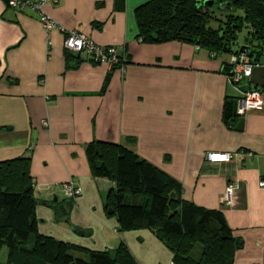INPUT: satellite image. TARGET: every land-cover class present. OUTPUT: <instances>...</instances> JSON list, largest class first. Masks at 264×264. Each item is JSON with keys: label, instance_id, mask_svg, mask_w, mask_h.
I'll return each mask as SVG.
<instances>
[{"label": "crops", "instance_id": "obj_1", "mask_svg": "<svg viewBox=\"0 0 264 264\" xmlns=\"http://www.w3.org/2000/svg\"><path fill=\"white\" fill-rule=\"evenodd\" d=\"M152 1L58 0L44 7L61 29L117 49L121 65L111 69L74 58L62 30L47 33L38 13L0 0V163L30 160L37 197L50 203L36 211L46 235L96 252L125 244L138 264H172L173 253L152 231H121L105 211L114 185L94 178L87 148L126 146L180 183L185 201L223 214L242 242L232 264H264V108L229 129L225 104L243 96L225 72L231 57L187 42L140 43L136 13ZM217 153L237 157L209 163ZM71 181L82 195L64 203L70 210L63 228L52 205L59 207L61 186ZM229 185L236 191L227 206Z\"/></svg>", "mask_w": 264, "mask_h": 264}, {"label": "trees", "instance_id": "obj_2", "mask_svg": "<svg viewBox=\"0 0 264 264\" xmlns=\"http://www.w3.org/2000/svg\"><path fill=\"white\" fill-rule=\"evenodd\" d=\"M204 1L154 0L139 8L140 43L187 42L218 57L235 54L238 35L248 29L246 44L262 60L264 0H211L213 8L205 7ZM222 5L233 10L223 11ZM230 71L231 66H226L225 72ZM239 118L237 102L227 101L224 123L237 130L233 123ZM87 157L94 178L114 185L105 198V211L117 218L121 231H152L173 253L172 264L233 263L242 242L233 236L222 213L185 201L180 183L126 146L95 142L87 148ZM29 162L0 163V248L14 251L26 246L25 264H138L125 244L114 251L96 252L40 236L36 211L39 205L50 207V203L37 197ZM70 202L52 205L57 223L68 217L70 207L64 203ZM31 243L33 247L28 248Z\"/></svg>", "mask_w": 264, "mask_h": 264}, {"label": "built area", "instance_id": "obj_3", "mask_svg": "<svg viewBox=\"0 0 264 264\" xmlns=\"http://www.w3.org/2000/svg\"><path fill=\"white\" fill-rule=\"evenodd\" d=\"M11 10L23 12L32 10L40 15L41 24L47 33L54 30H62L65 34V51L75 58H90L96 64L109 66L111 69L121 65V58L115 48H106L97 45L90 37L79 33L76 30L61 29L59 25L51 19L44 11L47 4H57L58 0H6ZM264 58V44L262 58ZM231 82L242 92V98L237 103V116L246 118L253 111H261L264 108V93L255 88L252 84V76L255 69L261 67V60L253 56V47L246 44L239 52L232 54L230 58ZM48 126V122H43ZM235 154H209L207 160L211 164L229 163L235 160ZM264 187V182L260 184ZM236 191L234 185H229L226 189L225 205L230 206L232 197ZM82 191L71 181L61 186V196L63 200H76Z\"/></svg>", "mask_w": 264, "mask_h": 264}, {"label": "rangeland", "instance_id": "obj_4", "mask_svg": "<svg viewBox=\"0 0 264 264\" xmlns=\"http://www.w3.org/2000/svg\"><path fill=\"white\" fill-rule=\"evenodd\" d=\"M215 11L217 12V10H215ZM238 15L244 16L243 12H238ZM247 37H248V29L243 30L238 35V40L235 42V44L233 46V52L234 53L239 52L240 49L246 45ZM227 57H231V54H228ZM81 195H82V193H81ZM70 201H72V200H70ZM55 225L63 227V228L64 227L67 228V226H68L64 222L56 223ZM38 234L40 236L51 237V238L56 239L54 236L46 235L47 233H45V228L44 229L42 228V232H41V230H38ZM31 242L35 243V237L32 238ZM60 242H62V241H60ZM25 247L22 249L19 247V249H15L14 251H11L7 246L1 247L0 248V264H25V262H27L28 258H29L28 252L26 251ZM27 247L32 248L33 243L29 244ZM34 264H43V263L41 261H36V262H34Z\"/></svg>", "mask_w": 264, "mask_h": 264}, {"label": "water", "instance_id": "obj_5", "mask_svg": "<svg viewBox=\"0 0 264 264\" xmlns=\"http://www.w3.org/2000/svg\"><path fill=\"white\" fill-rule=\"evenodd\" d=\"M202 1H198V4H201ZM203 5L207 8H213L215 6L214 2L211 0H206L203 2ZM221 9L223 11L231 12L232 7L226 8V5H222ZM252 84L255 88L264 90V58L261 60V67L254 70L252 76Z\"/></svg>", "mask_w": 264, "mask_h": 264}]
</instances>
